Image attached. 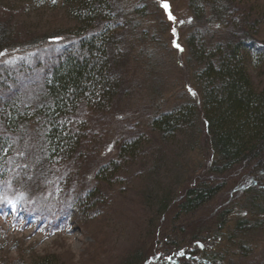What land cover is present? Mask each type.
Masks as SVG:
<instances>
[{
    "label": "trees",
    "instance_id": "16d2710c",
    "mask_svg": "<svg viewBox=\"0 0 264 264\" xmlns=\"http://www.w3.org/2000/svg\"><path fill=\"white\" fill-rule=\"evenodd\" d=\"M22 1L21 5L18 0H0L1 198L7 196L6 189L11 190L12 172L23 169L20 148L29 128L41 140L39 168L42 173L48 168L44 179L48 187L57 167L71 163L76 166L96 158V144L91 146L92 150L86 148L78 110L107 116L113 112L121 94H125L121 76L124 38L116 32L123 29L121 21L127 16L120 11L116 0ZM188 2L191 19L200 24L186 42L191 65L196 68L191 101L153 117L149 129L162 143L168 144L188 133L197 144L201 133L203 148L197 151L203 154L206 163L200 161L202 164L193 169V174L178 182L174 193H167L162 199L155 197L159 201L158 214L166 216L174 212L173 225H179L178 232L182 234L157 232L153 238L161 242L157 241L159 249L155 247L154 255L144 260L130 256L125 264H144L154 256V262L159 264H228L234 256L248 257L251 251L246 247L247 242L264 227L263 220L257 219L264 216V187L257 183L243 191L247 197L244 203L219 210L208 220L185 223L208 207L223 188L215 182L218 177L238 167L252 168L254 175L264 176V43L256 39L264 27L262 0ZM39 10L63 13L64 27L58 24L42 30L26 26L22 21L24 14ZM13 14L18 16L13 19ZM26 19L25 22L30 20ZM208 32L211 35L206 37ZM251 72L263 80L262 86H253ZM35 76L41 78L29 81ZM24 81L28 84L19 88ZM199 124L203 127L200 133ZM136 136L119 142L116 161L97 168L91 187H83L84 176L79 181L76 179L79 167H67L68 175H61L57 181L60 188L57 194L67 198L71 193L74 200L61 205L60 215L53 213L59 221L51 220L50 216L49 222L44 221L41 216L47 206H40L37 201L27 203L21 194L22 198L13 204L0 201V215L12 216L16 210L30 225H46L50 231L63 228L72 216L104 217L109 203L100 185L107 186L120 174L119 164L124 170L125 163L140 158L148 141L143 135ZM22 172L14 180L20 176L24 184L29 180ZM11 194L12 198L14 192ZM235 208L249 214L239 215L229 230L227 223L234 219ZM173 233L175 237L189 236L188 240H182L183 246H179L172 240ZM162 247L166 249L159 252ZM158 254L163 255L156 258ZM35 264L53 263L41 258Z\"/></svg>",
    "mask_w": 264,
    "mask_h": 264
},
{
    "label": "rangeland",
    "instance_id": "374dc122",
    "mask_svg": "<svg viewBox=\"0 0 264 264\" xmlns=\"http://www.w3.org/2000/svg\"><path fill=\"white\" fill-rule=\"evenodd\" d=\"M116 1L120 11L127 16L126 20H130L127 23L123 19V29L116 32L124 38L121 41L124 66L123 70L121 68V76L123 75L125 83V94H121L113 112L107 116L92 110H78L83 124L82 135L87 141L86 148L89 146L88 149L92 150L91 146L95 143L98 150L96 158L94 161L90 158L76 166L70 162L71 164L57 167L53 180L48 182L50 185L47 187L44 179L48 168L43 173L39 168L41 140L38 134L36 136L35 130L29 128L20 148V158H24L23 161L20 160V167H23L22 173L26 174L29 181L22 184L20 176L15 181L14 178L21 170H14L9 180L11 190L10 187L6 189L7 196L0 197V201L4 199L13 204L23 196L27 203L37 201L40 206H47L41 216L44 221L46 219L49 222V216L51 220L59 221L58 215L53 213L60 215L61 205L74 200L71 193L67 198L57 194L60 191L57 181L61 175H68L67 167H79L76 179L79 181L84 176L83 187H91L94 185L92 177L97 168L116 161L119 142L143 135L148 144L143 147L139 159L125 163L124 170L119 164L120 174L107 186L100 185L109 203V209L104 210V217L90 214L82 219L72 216L66 220L63 228L50 231L46 225H30L16 210L12 216L0 215V264H35L41 258H46L53 264H125L130 256L143 260L153 256L159 249L157 241L161 242V239L153 238V235L157 236V232L163 234L173 231L176 235L181 233L178 232L179 225H173L174 212L166 216L158 214L159 201L155 197L162 199L167 193H174L178 182L189 173L193 174L202 164L200 161L206 163L203 154L201 156L197 151L200 150L199 147L203 148V136L200 133L203 127L197 125L200 133L197 144L191 140L190 133L177 139L175 143L168 144L162 143L157 135L150 132L149 122L156 115L191 101L190 92L194 90L196 68L191 65L193 63L186 42L200 24L191 19L193 17L188 0ZM22 2L18 0L21 5ZM164 3L169 5L168 11L162 7ZM261 4L264 5V0ZM134 7H137L136 11ZM41 11L24 14L22 21L26 26L42 30L43 27H57L58 24L64 27L66 20L63 13ZM169 12L174 20L169 19ZM14 16L18 15L13 14L11 17L14 19ZM26 18L30 20L25 22ZM209 35L211 33L208 32L206 37ZM256 39L259 43H264V27ZM250 75L253 86H262L261 78L254 72ZM40 78L41 76H35L29 81L35 82ZM26 84L28 81L21 83L19 88ZM35 86L36 83L33 89ZM254 174L252 168L238 167L229 174L218 177L215 182L222 184L223 188L208 207H204L185 223L208 220L219 210L231 209L236 203H244L247 197L243 195V191L248 186H255L257 183L259 187H264V176ZM113 184L115 185L112 187ZM149 197L151 199L147 200ZM57 208L59 209L56 210ZM239 212V209H233L234 219L230 218L227 223L229 230L233 229L235 219L246 211ZM257 219L264 223V216ZM260 229L247 242L246 247L251 251L248 257L234 256L228 264H263L264 227ZM188 237L174 235L172 240L180 246L182 240H188ZM165 249L162 247L159 252H164ZM232 252L238 253L234 250ZM160 255L163 254H158L156 258H160ZM154 257L144 264H159L154 262Z\"/></svg>",
    "mask_w": 264,
    "mask_h": 264
},
{
    "label": "snow or ice",
    "instance_id": "6c2138e0",
    "mask_svg": "<svg viewBox=\"0 0 264 264\" xmlns=\"http://www.w3.org/2000/svg\"><path fill=\"white\" fill-rule=\"evenodd\" d=\"M53 3H55V0H53ZM162 7H163L166 11H168V9H169V5H168L167 3H164V4L162 5ZM169 19H173V20H174V17L171 16V13H170V12H169ZM177 47H178V45H177ZM181 255H183V253H181Z\"/></svg>",
    "mask_w": 264,
    "mask_h": 264
}]
</instances>
